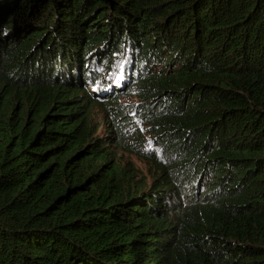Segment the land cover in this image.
<instances>
[{
  "label": "trees",
  "instance_id": "16d2710c",
  "mask_svg": "<svg viewBox=\"0 0 264 264\" xmlns=\"http://www.w3.org/2000/svg\"><path fill=\"white\" fill-rule=\"evenodd\" d=\"M0 264H264V0H0Z\"/></svg>",
  "mask_w": 264,
  "mask_h": 264
},
{
  "label": "rangeland",
  "instance_id": "374dc122",
  "mask_svg": "<svg viewBox=\"0 0 264 264\" xmlns=\"http://www.w3.org/2000/svg\"><path fill=\"white\" fill-rule=\"evenodd\" d=\"M99 135L103 134V130L100 129L98 132ZM123 159L129 160L133 162L138 168H140L142 171H145V167L143 166V162L140 160L136 159L132 154H128L127 152L123 153Z\"/></svg>",
  "mask_w": 264,
  "mask_h": 264
}]
</instances>
